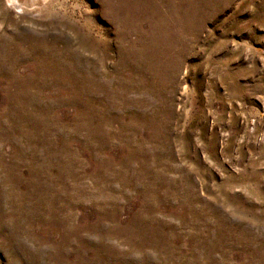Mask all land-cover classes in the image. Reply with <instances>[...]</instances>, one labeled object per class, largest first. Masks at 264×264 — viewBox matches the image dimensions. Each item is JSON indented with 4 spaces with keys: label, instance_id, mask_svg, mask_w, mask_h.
<instances>
[{
    "label": "rangeland",
    "instance_id": "1",
    "mask_svg": "<svg viewBox=\"0 0 264 264\" xmlns=\"http://www.w3.org/2000/svg\"><path fill=\"white\" fill-rule=\"evenodd\" d=\"M20 2L0 264H264V0Z\"/></svg>",
    "mask_w": 264,
    "mask_h": 264
},
{
    "label": "bare ground",
    "instance_id": "2",
    "mask_svg": "<svg viewBox=\"0 0 264 264\" xmlns=\"http://www.w3.org/2000/svg\"><path fill=\"white\" fill-rule=\"evenodd\" d=\"M29 1V0H28ZM10 2H11V4L12 5H10L11 7H17V8H26L24 5H23V7H21V2H20V0H10ZM32 6V5H31ZM35 6V5H34ZM21 12H22V10H21Z\"/></svg>",
    "mask_w": 264,
    "mask_h": 264
}]
</instances>
